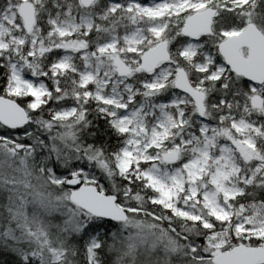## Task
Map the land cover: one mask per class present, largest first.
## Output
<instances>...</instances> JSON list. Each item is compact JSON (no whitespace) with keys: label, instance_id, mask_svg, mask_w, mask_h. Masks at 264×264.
<instances>
[{"label":"snow or ice","instance_id":"6c2138e0","mask_svg":"<svg viewBox=\"0 0 264 264\" xmlns=\"http://www.w3.org/2000/svg\"><path fill=\"white\" fill-rule=\"evenodd\" d=\"M0 264H264V0H0Z\"/></svg>","mask_w":264,"mask_h":264}]
</instances>
